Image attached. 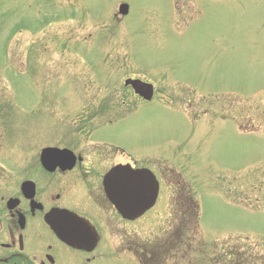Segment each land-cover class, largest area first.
Here are the masks:
<instances>
[{
  "label": "rangeland",
  "instance_id": "1",
  "mask_svg": "<svg viewBox=\"0 0 264 264\" xmlns=\"http://www.w3.org/2000/svg\"><path fill=\"white\" fill-rule=\"evenodd\" d=\"M128 77L154 99L133 98ZM104 95L123 113L90 132L162 183L129 232L177 238L179 183L199 205L185 260L144 264H227L240 251L264 264V0H0V133L26 139L19 157L87 130Z\"/></svg>",
  "mask_w": 264,
  "mask_h": 264
},
{
  "label": "flooded vegetation",
  "instance_id": "2",
  "mask_svg": "<svg viewBox=\"0 0 264 264\" xmlns=\"http://www.w3.org/2000/svg\"><path fill=\"white\" fill-rule=\"evenodd\" d=\"M101 98L90 108V123L102 120L96 128L111 126L121 113L107 95ZM8 130L0 133V264L145 263V241L128 229L139 219H125L103 184L115 166L140 167L126 150L95 138L87 127L75 129L66 145L59 137L41 147L68 148L74 155L53 153L42 162L40 152L19 157L17 148L28 145Z\"/></svg>",
  "mask_w": 264,
  "mask_h": 264
},
{
  "label": "water",
  "instance_id": "3",
  "mask_svg": "<svg viewBox=\"0 0 264 264\" xmlns=\"http://www.w3.org/2000/svg\"><path fill=\"white\" fill-rule=\"evenodd\" d=\"M128 7L122 5L121 13H126ZM135 91L146 99H151L153 87L140 81L127 80ZM47 152L44 150V155ZM42 158V159H43ZM114 168L105 178L107 194L118 211L128 219H135L144 214L156 202L159 183L155 176L146 169Z\"/></svg>",
  "mask_w": 264,
  "mask_h": 264
},
{
  "label": "trees",
  "instance_id": "4",
  "mask_svg": "<svg viewBox=\"0 0 264 264\" xmlns=\"http://www.w3.org/2000/svg\"><path fill=\"white\" fill-rule=\"evenodd\" d=\"M191 204H192L191 206H193V208H191V206H190V208L187 210V213H185V215L187 214L186 217L188 219L197 220L198 207L194 201ZM185 226L187 227L188 231H190L191 233L196 232L198 230V223L193 221V226L191 225L190 228H189L188 224L181 225L179 227L180 228L179 234L185 233V231H186ZM235 258H236V262L233 261V259H231L229 257V259L226 260L227 264H261V263H258V260L260 259L259 257L252 256V255L246 256V254L242 253L241 251L239 253H236Z\"/></svg>",
  "mask_w": 264,
  "mask_h": 264
}]
</instances>
